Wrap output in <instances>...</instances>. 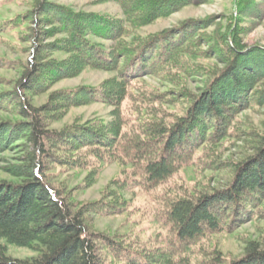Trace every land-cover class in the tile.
<instances>
[{
  "label": "trees",
  "instance_id": "trees-1",
  "mask_svg": "<svg viewBox=\"0 0 264 264\" xmlns=\"http://www.w3.org/2000/svg\"><path fill=\"white\" fill-rule=\"evenodd\" d=\"M59 1L32 0L26 11L0 22V33L18 30L27 44L12 87L0 91V112L13 117L0 119V156L18 147L16 161L0 167L9 178L0 177V264H264V249L255 242L235 259L203 243L264 220V131L238 128L240 113L264 107V47L243 42L264 19V0H233L235 11L220 21L185 19L145 36L136 31L213 0H111L121 16ZM84 69L113 75L97 86L51 90ZM144 77L171 86L137 91L135 122L127 125L122 102ZM190 79H197V91L186 86ZM41 95L46 100L34 104ZM94 102L110 106L112 118L51 127L71 108ZM239 135L252 152L229 165L224 187L168 186L187 166L227 167L220 147ZM112 163L128 171L92 201L79 203L50 179L54 169L86 170L83 188ZM130 181L145 191L159 187L155 219L165 233L152 244L92 229L94 216L125 210ZM9 245L33 254L12 257Z\"/></svg>",
  "mask_w": 264,
  "mask_h": 264
},
{
  "label": "rangeland",
  "instance_id": "rangeland-1",
  "mask_svg": "<svg viewBox=\"0 0 264 264\" xmlns=\"http://www.w3.org/2000/svg\"><path fill=\"white\" fill-rule=\"evenodd\" d=\"M32 0H0V22L13 18L16 14L26 11ZM62 4L70 5L76 10L93 11L107 13L110 15L121 16L119 5L111 0H60ZM233 0H213L211 3L199 6H186L183 9L171 14L169 17L161 18L153 23L144 25L136 31L139 36L156 33L177 25L185 19H206L208 17L217 18L216 21L226 18L231 12L235 11ZM220 18V19H219ZM247 22V21H246ZM245 22V23H246ZM244 23V24H245ZM18 30L4 31L0 33V91L12 87L13 79L18 76L19 70L16 69L17 63L23 62L27 58V53L21 51L22 46L27 44L18 40ZM243 42L246 45H260L264 47V19L256 27H253L243 36ZM6 61L12 62L10 66ZM204 63V62H200ZM113 73L95 69H84L78 75L58 81L51 90L66 88L71 89L80 85L97 86L102 80L112 76ZM171 85L162 83L154 77H144L136 82V86L130 89V95L126 97L121 105L123 114L128 117L127 125L132 124L135 119L134 95L142 90L144 93L150 90L162 91ZM186 86L189 90L197 91L199 83L197 79L188 80ZM132 94V95H131ZM46 95H41L32 100L36 105L43 103ZM143 105V103H140ZM112 108L100 102H94L88 105L71 108L61 120L53 123L52 128L60 129L74 119L85 121L88 119L99 118L105 122L112 118L110 111ZM13 118L12 116L0 112V119ZM254 128L255 132L264 131V107L258 109H247L238 116L239 131ZM237 138H228L222 143L219 153L220 158L227 167L218 170L205 169L195 166H187L180 170L168 183L173 186H182L187 191L195 189L210 190L222 188L225 185V179L229 176V165L232 162L240 160L252 150L242 141V135ZM247 136V135H245ZM245 140V139H244ZM18 142L17 144H20ZM18 154V147L10 148L0 156V167L6 163L15 162ZM123 171H128V166H121L112 163L104 166L97 174L94 182L90 186L80 188L84 184L87 175L86 170H68V171H50V179L54 184L63 183L68 191L75 195L79 203L92 201L99 198L101 191L112 184L113 180H120L123 177ZM0 177L7 178L6 173L0 169ZM129 188L123 192L127 200L125 210L116 215L94 216L91 219L93 230L104 232L109 235L123 233L124 235L136 237L141 242L154 243L158 236H164V229L160 222L155 219L158 205L153 199V194H158L159 187L153 192L140 189V186L128 182ZM112 187V186H111ZM255 242L260 248L264 249V220L253 219L237 226V228L228 233L213 235L208 241H203L207 247L218 248L227 259H235L243 255L247 246ZM8 253L12 257L23 258L31 256L33 252L27 248L8 246Z\"/></svg>",
  "mask_w": 264,
  "mask_h": 264
}]
</instances>
